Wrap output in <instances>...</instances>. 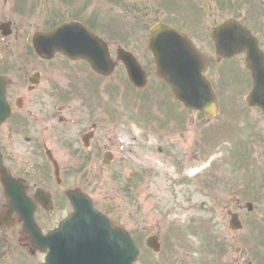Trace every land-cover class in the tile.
Segmentation results:
<instances>
[{"label": "rangeland", "instance_id": "374dc122", "mask_svg": "<svg viewBox=\"0 0 264 264\" xmlns=\"http://www.w3.org/2000/svg\"><path fill=\"white\" fill-rule=\"evenodd\" d=\"M250 17L264 25V7L260 0H0V22L5 18L14 22L10 38L30 37L70 19L86 22L107 41L112 58L121 47L137 57L148 75V91H152L146 93V97L133 98L129 89L133 90L127 87L117 94L120 90L115 89L114 84L126 80L121 65L118 70L123 69V74L116 73L104 81L96 77L100 101L94 102V106L89 107L87 102L84 108L79 102L66 104L68 111L64 117L73 119L66 133L72 138V135L82 136L93 131V146L99 154L87 157L78 140L58 157L64 187L89 193L96 209L123 224L133 239L140 242L136 241L144 255L136 264H151L150 256L155 261L167 258L170 264H182L178 259L183 256V259L188 258L185 264H198L200 258L196 252L200 253L205 245L202 238L215 242L219 237L227 255L232 248L228 218L223 214L225 207L233 198L260 199L261 191L255 185L261 187V176H264V171L260 173L249 165L244 166V151L248 145L245 137L249 134L241 122L230 125L226 132L223 123L227 121L225 112L228 111L221 99L220 115L203 123L194 116L195 125L188 124L193 130L186 136L184 132L182 138L187 112L165 89L155 88L159 84L146 46L148 32L144 28L158 23L171 26L189 34L209 53L208 31L214 25L229 18L252 25ZM220 76L227 95L229 88L233 91L232 104L238 103L241 92L234 84H228V74ZM213 83L216 87L220 85L217 72H214ZM93 85L90 80L84 85L85 90L91 93ZM227 102L230 104L229 96ZM216 131L221 132L218 138ZM149 133L157 135L146 136ZM210 135L201 147L206 156L203 162L196 156V150L201 153L199 142L202 144L201 140ZM230 136L233 137L230 139ZM64 141H68L67 137ZM211 143L214 144L213 158L207 160L212 153ZM217 147L224 152L216 153ZM231 150L237 152H232L238 165L234 172L228 170L227 165ZM106 153L113 155L110 166L103 164ZM257 160L263 162L264 157ZM212 195L217 198H211ZM243 214L246 213L243 211ZM18 231L21 228L12 233V238L18 236ZM153 235L162 243L157 254L142 248L143 242ZM13 251L14 248L8 251L7 264H35L39 260L38 256L26 255L18 249ZM254 259L255 264H260ZM162 264H166L165 261Z\"/></svg>", "mask_w": 264, "mask_h": 264}, {"label": "flooded vegetation", "instance_id": "af4514ba", "mask_svg": "<svg viewBox=\"0 0 264 264\" xmlns=\"http://www.w3.org/2000/svg\"><path fill=\"white\" fill-rule=\"evenodd\" d=\"M262 51L264 52V44ZM77 65L85 68L81 63L70 62L59 56L51 61H43L30 54L12 56L0 54V77L7 79L2 80L4 87L0 96L1 165L7 176L21 186L25 197L35 205V222L39 223L43 218L51 216L53 228L60 222V207L63 203L60 191L63 184L53 182L47 158H55L61 147H65L64 142L60 140V125L66 122L60 114L66 113L68 107L59 106V102H65L70 96V93L59 92L54 86L55 83L57 86V80L61 76L73 71L81 73L82 69L73 70ZM239 67L240 64L237 62L235 68ZM66 69L73 71H65ZM250 86L251 79L247 76L245 87L249 89ZM245 116L257 125L262 123L264 126V113L260 110L247 109ZM93 138L88 147L91 151ZM39 191H46L49 194L51 211L45 212L39 206L35 198ZM8 203L9 199L0 176V216ZM65 204L64 199V206ZM235 207L241 213L243 205L239 201L235 202ZM251 212H254V215L249 213L243 216L244 220L240 214L241 230L232 231L238 235L230 237L233 248L229 264H255L254 258H257L260 264H264V240L262 251L255 253L250 238L253 229H264V184L262 198L257 204V214L255 208H252ZM13 218L15 219V215ZM244 230L247 233H243ZM10 241L11 228L0 223V255L9 248ZM20 242L28 244V240L23 237Z\"/></svg>", "mask_w": 264, "mask_h": 264}, {"label": "water", "instance_id": "95a60500", "mask_svg": "<svg viewBox=\"0 0 264 264\" xmlns=\"http://www.w3.org/2000/svg\"><path fill=\"white\" fill-rule=\"evenodd\" d=\"M55 33L58 35L49 36L48 39L59 40L56 48L60 51L88 55L93 65H97L98 60L105 61L106 51L103 45L81 27L66 25ZM211 37L216 51L219 50L222 55H229L231 50L235 53L246 49L249 61L252 45L246 42L245 34L232 22L213 30ZM149 48L155 57L159 76L172 92L189 108L203 111L207 115L213 114L207 111L211 110L210 106H214V97L200 76L202 66L187 40L175 31L156 26L151 31ZM118 56L125 63L132 83L142 85L143 74L134 61H131V57L121 51ZM252 69L258 72L255 68ZM254 75L256 80L257 74ZM69 198L75 205L76 213L67 220L68 228L64 231L67 243L62 244L58 250L49 237L38 245L42 250L49 249L47 264H132L137 252L127 236L120 234L114 225L96 215L90 203L86 207L77 203L74 198ZM80 215L85 219L83 224L77 222ZM148 242L151 243L152 240Z\"/></svg>", "mask_w": 264, "mask_h": 264}]
</instances>
